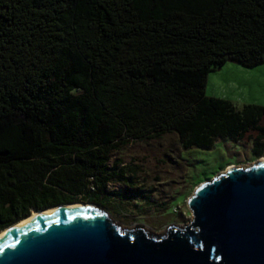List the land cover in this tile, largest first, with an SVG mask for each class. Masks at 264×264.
Returning <instances> with one entry per match:
<instances>
[{
  "label": "trees",
  "instance_id": "trees-1",
  "mask_svg": "<svg viewBox=\"0 0 264 264\" xmlns=\"http://www.w3.org/2000/svg\"><path fill=\"white\" fill-rule=\"evenodd\" d=\"M228 62L264 65V0H0V232L57 205L135 201L134 169L110 163L134 142H250L261 158L264 107L205 95Z\"/></svg>",
  "mask_w": 264,
  "mask_h": 264
},
{
  "label": "water",
  "instance_id": "water-1",
  "mask_svg": "<svg viewBox=\"0 0 264 264\" xmlns=\"http://www.w3.org/2000/svg\"><path fill=\"white\" fill-rule=\"evenodd\" d=\"M61 206L6 228L0 264H264V161L200 183L192 219L159 235L121 228L95 205Z\"/></svg>",
  "mask_w": 264,
  "mask_h": 264
},
{
  "label": "rangeland",
  "instance_id": "rangeland-1",
  "mask_svg": "<svg viewBox=\"0 0 264 264\" xmlns=\"http://www.w3.org/2000/svg\"><path fill=\"white\" fill-rule=\"evenodd\" d=\"M204 92L207 97L228 101L236 109L264 107V65L243 68L225 63L220 70L208 73ZM180 145L177 135L164 134L158 140L131 143L110 157V163L120 160L134 169V190L138 191L135 201L120 195L105 209L99 207L113 223L126 229L142 226L155 235L172 225L183 227L192 219L187 200L200 183L227 168H247L264 159V154L252 158L250 142L220 139L211 150H184ZM124 187L113 183L108 189L124 194Z\"/></svg>",
  "mask_w": 264,
  "mask_h": 264
},
{
  "label": "bare ground",
  "instance_id": "bare-ground-1",
  "mask_svg": "<svg viewBox=\"0 0 264 264\" xmlns=\"http://www.w3.org/2000/svg\"><path fill=\"white\" fill-rule=\"evenodd\" d=\"M261 161H264V159H261L258 162H261ZM231 168H233V167H230V168H227V169H231ZM63 208H65V206H60V207L58 206L56 208L49 209V210H47L45 212L44 211H42V212H32V214H30V216H28L26 219L22 220L21 223H19V224L27 222L28 220L30 221L31 219L35 218L36 216H39V215H42V214H48V213H51V212H53L55 210H58V209L60 210V209H63ZM11 228H9V229H11ZM6 231H8V230H4V231L0 232V236L3 235Z\"/></svg>",
  "mask_w": 264,
  "mask_h": 264
}]
</instances>
